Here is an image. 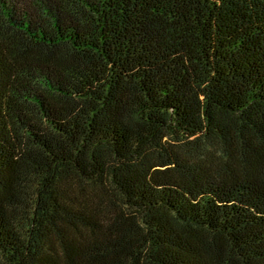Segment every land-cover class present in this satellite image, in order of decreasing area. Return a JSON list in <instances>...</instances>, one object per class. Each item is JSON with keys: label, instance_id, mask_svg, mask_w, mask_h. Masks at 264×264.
I'll list each match as a JSON object with an SVG mask.
<instances>
[{"label": "trees", "instance_id": "trees-1", "mask_svg": "<svg viewBox=\"0 0 264 264\" xmlns=\"http://www.w3.org/2000/svg\"><path fill=\"white\" fill-rule=\"evenodd\" d=\"M0 264H264V0H0Z\"/></svg>", "mask_w": 264, "mask_h": 264}]
</instances>
